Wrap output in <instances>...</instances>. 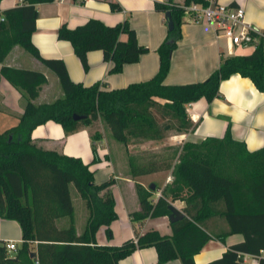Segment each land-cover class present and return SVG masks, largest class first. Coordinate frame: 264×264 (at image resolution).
<instances>
[{
  "label": "trees",
  "instance_id": "1",
  "mask_svg": "<svg viewBox=\"0 0 264 264\" xmlns=\"http://www.w3.org/2000/svg\"><path fill=\"white\" fill-rule=\"evenodd\" d=\"M2 1L0 62L15 45H21L57 74L63 97L53 103L37 104L41 87L47 82L42 72L9 66L1 70L26 104L18 123L0 134V217L16 221L22 230V242L15 253L10 254L6 244L0 243V264H120L135 251L146 248L157 250L159 264L173 260L196 264L195 256L208 242L213 239L225 242L228 236L236 234L243 235L244 241L208 264H248L240 254L257 257V264H264V148L249 151L245 143L232 137L230 127L221 139L207 138L199 144L171 146L167 149L171 156L130 155L131 173L142 207L131 215L133 222L170 216L172 203L177 200L185 202V217L171 224V236L149 231L121 246L98 245L96 240L102 227H106L108 237L112 238L111 224L118 219L112 192L116 180L111 178L97 184L90 164L59 150H47L32 137L37 127L49 121L60 124L70 135L83 127L96 126L101 117L114 138L126 146L161 142L173 134L194 131L196 124L187 106L202 98L209 102L219 98L221 82L231 76L239 74L248 78L264 92V36L250 55L223 59L220 68L204 82L165 85L173 52L181 39L185 8L191 4L207 6L209 0L156 2L157 12L165 15L170 12L174 24L157 50L158 74L144 83L103 90L101 83L91 87L74 83L62 61L43 59L33 45L31 37L36 31L38 6L55 0H24L22 5L1 14ZM110 4L113 11L121 10L116 2ZM58 38L72 44L85 70L89 68L88 53L92 51H102L104 60L113 64L111 74L121 73L125 65L137 63L142 55L149 53L148 48L138 43L128 20L115 26L99 20H90L75 29L62 26ZM75 115L84 118L75 120ZM101 138L99 131L92 135L93 140ZM177 158L180 162L175 166ZM170 170L174 176L172 185L155 201L153 194L157 189H146L140 179ZM71 184L90 210L82 236H77L75 230ZM217 217L226 220L229 230L215 235L209 222ZM63 219L68 224L60 227Z\"/></svg>",
  "mask_w": 264,
  "mask_h": 264
},
{
  "label": "crops",
  "instance_id": "2",
  "mask_svg": "<svg viewBox=\"0 0 264 264\" xmlns=\"http://www.w3.org/2000/svg\"><path fill=\"white\" fill-rule=\"evenodd\" d=\"M24 1V0H23ZM22 0H3L1 14L23 4ZM110 1L116 2L120 11H113ZM183 3L184 0H173ZM168 3L169 0H55L38 6L39 17L36 31L32 34V43L43 59L60 60L64 63L69 78L77 84L91 87L102 84L103 90L126 88L132 84L144 83L154 78L160 68L158 48L168 34V23L164 13L157 12L155 3ZM232 7H242L246 12V21L258 29L264 36V0H218ZM2 16V15H0ZM90 20H99L107 26H115L125 20L130 22L136 32L138 43L149 49L139 62L125 65L123 71L111 74L113 64L104 60L102 51L88 53V70H85L75 54L70 42L60 40L58 31L62 26L75 29ZM122 39H126L125 36ZM227 40L228 42H225ZM256 46H235L232 42L218 36L214 28L206 23H194L192 15L186 13L181 26V39L173 52L171 67L164 84L169 86L200 83L217 71L223 59L250 55ZM4 66L42 72L47 82L41 87L37 104L53 103L63 97L59 77L37 57L21 45H15L3 62H0V134L14 127L24 113L25 99L1 74ZM219 98L212 102L202 98L187 106V112L196 124L194 131L173 134L165 142L166 146L183 147L186 143L199 144L207 138H223L228 128L232 137L245 143L251 152L264 148V92L257 89L248 78L236 74L221 82ZM162 104L165 101L158 100ZM99 131L101 140H93L92 135ZM33 140L47 150H59L63 154L82 159L91 165L94 180L101 184L111 178L116 180L112 192L116 202L118 219L111 224L112 238L108 237L106 227L99 229L96 235L98 245L121 246L124 242L142 236L149 231H158L161 235L173 234L169 216L148 218L143 223H134L131 215L140 212L141 202L137 183L131 173L130 154L156 149L152 142L126 146L117 141L104 118L96 126L83 127L78 132L67 135L63 127L49 121L37 127L32 134ZM178 158L174 165H179ZM172 170L144 176L140 183L146 189L155 190L153 199L158 201L160 194L172 185ZM74 207V222L77 236H82L88 225L90 210L77 191L70 185ZM168 196V195H166ZM78 204V208H77ZM172 206L183 213L185 202L177 200ZM65 220V219H63ZM60 222H63L61 225ZM59 226H67L60 221ZM210 231L215 235L229 230L224 218L217 217L209 222ZM244 241L241 234L228 236L225 242L213 239L195 256L196 264H208L222 258L235 244ZM22 242V230L16 221L0 217V243ZM264 256V255H263ZM120 264H159L155 248L139 249ZM166 264H182L173 260Z\"/></svg>",
  "mask_w": 264,
  "mask_h": 264
},
{
  "label": "built area",
  "instance_id": "3",
  "mask_svg": "<svg viewBox=\"0 0 264 264\" xmlns=\"http://www.w3.org/2000/svg\"><path fill=\"white\" fill-rule=\"evenodd\" d=\"M185 9L186 13L192 15L194 23H206L212 26L218 36L229 39L235 46H256L259 38L263 36L258 29L246 21V12L240 6L232 7L221 4L218 0H209L207 6L191 4ZM0 21H4L1 16ZM160 197H162V193ZM6 249L10 254L15 253L18 245L9 242L6 243ZM240 257L244 263L248 264H257L259 260L249 254H240Z\"/></svg>",
  "mask_w": 264,
  "mask_h": 264
},
{
  "label": "rangeland",
  "instance_id": "4",
  "mask_svg": "<svg viewBox=\"0 0 264 264\" xmlns=\"http://www.w3.org/2000/svg\"><path fill=\"white\" fill-rule=\"evenodd\" d=\"M225 42H228V41L225 40ZM168 138L169 137H166V139L163 140V141H161V142H155V141H153V143L151 145H154L155 147L157 145L158 148H156V149H151V150L142 151V152H134L133 154H130V155H137V154H144V153H146L147 155H151L152 154V155H165L166 157L167 156H171L172 154L170 153L169 150H167L171 146H166L165 145V142L168 140ZM147 142H152V141H145L143 143H147ZM143 143H141V144H143ZM167 198L169 199V196H167ZM77 208H78V204H77ZM62 221H66V220H62ZM60 224L62 225L63 222H60Z\"/></svg>",
  "mask_w": 264,
  "mask_h": 264
},
{
  "label": "water",
  "instance_id": "5",
  "mask_svg": "<svg viewBox=\"0 0 264 264\" xmlns=\"http://www.w3.org/2000/svg\"><path fill=\"white\" fill-rule=\"evenodd\" d=\"M165 17L166 19H168V28L172 30L174 28V24L173 21L171 20V13L170 12L166 13ZM74 118L75 120H81L82 118H84V116L75 115ZM152 189H154V187H152ZM184 217L185 215L180 210H178L173 206L171 207V215L169 216V219L172 223L180 221ZM32 257H35V254H33Z\"/></svg>",
  "mask_w": 264,
  "mask_h": 264
}]
</instances>
